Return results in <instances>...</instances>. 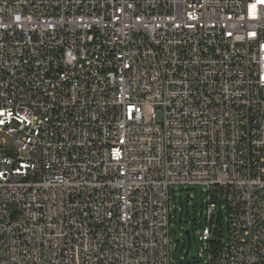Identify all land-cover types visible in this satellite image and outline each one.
<instances>
[{
    "label": "built area",
    "instance_id": "obj_1",
    "mask_svg": "<svg viewBox=\"0 0 264 264\" xmlns=\"http://www.w3.org/2000/svg\"><path fill=\"white\" fill-rule=\"evenodd\" d=\"M0 134V264H264V0H0Z\"/></svg>",
    "mask_w": 264,
    "mask_h": 264
},
{
    "label": "rangeland",
    "instance_id": "obj_2",
    "mask_svg": "<svg viewBox=\"0 0 264 264\" xmlns=\"http://www.w3.org/2000/svg\"><path fill=\"white\" fill-rule=\"evenodd\" d=\"M204 198L203 188L200 186H178L172 189L170 238L173 264H193L199 254L202 257L206 255V244H202L197 238V233L207 224ZM212 227L213 232L218 231L217 239L224 240L228 237L226 210L215 214ZM187 231L190 232V238Z\"/></svg>",
    "mask_w": 264,
    "mask_h": 264
},
{
    "label": "water",
    "instance_id": "obj_3",
    "mask_svg": "<svg viewBox=\"0 0 264 264\" xmlns=\"http://www.w3.org/2000/svg\"><path fill=\"white\" fill-rule=\"evenodd\" d=\"M6 152H8V153H12V150H11V149H6ZM187 234H188V236H189V238H190V232H189V231H187Z\"/></svg>",
    "mask_w": 264,
    "mask_h": 264
},
{
    "label": "trees",
    "instance_id": "obj_4",
    "mask_svg": "<svg viewBox=\"0 0 264 264\" xmlns=\"http://www.w3.org/2000/svg\"><path fill=\"white\" fill-rule=\"evenodd\" d=\"M218 233V232H217Z\"/></svg>",
    "mask_w": 264,
    "mask_h": 264
}]
</instances>
